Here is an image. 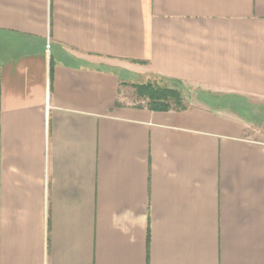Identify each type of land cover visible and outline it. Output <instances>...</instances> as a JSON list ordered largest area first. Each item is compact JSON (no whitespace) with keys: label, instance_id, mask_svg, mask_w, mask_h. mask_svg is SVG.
<instances>
[{"label":"crops","instance_id":"0c3cea01","mask_svg":"<svg viewBox=\"0 0 264 264\" xmlns=\"http://www.w3.org/2000/svg\"><path fill=\"white\" fill-rule=\"evenodd\" d=\"M262 131L264 0H0V264H264Z\"/></svg>","mask_w":264,"mask_h":264},{"label":"trees","instance_id":"16d2710c","mask_svg":"<svg viewBox=\"0 0 264 264\" xmlns=\"http://www.w3.org/2000/svg\"><path fill=\"white\" fill-rule=\"evenodd\" d=\"M152 78L144 82H135L132 86L140 100L152 110L167 111L186 109L184 91L187 89L181 82L152 74Z\"/></svg>","mask_w":264,"mask_h":264},{"label":"rangeland","instance_id":"374dc122","mask_svg":"<svg viewBox=\"0 0 264 264\" xmlns=\"http://www.w3.org/2000/svg\"><path fill=\"white\" fill-rule=\"evenodd\" d=\"M149 78H152V77L151 76L147 77V78L144 77L138 82H144V81L148 80ZM200 97H202V94H201V92H199V90H194L192 88H187L184 91V102H185L186 105H189V104H191L193 102H196V100H198ZM209 99H211V98H209ZM137 100L139 101L140 99H136L135 103L137 102ZM139 102H141V101H139ZM261 134L264 135V131H262Z\"/></svg>","mask_w":264,"mask_h":264}]
</instances>
